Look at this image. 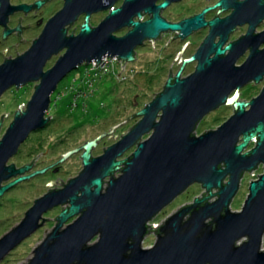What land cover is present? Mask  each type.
I'll use <instances>...</instances> for the list:
<instances>
[{"label": "water", "instance_id": "obj_1", "mask_svg": "<svg viewBox=\"0 0 264 264\" xmlns=\"http://www.w3.org/2000/svg\"><path fill=\"white\" fill-rule=\"evenodd\" d=\"M45 1L11 5L10 0H0V25L7 26L15 11L28 12ZM117 1L64 0L31 46L0 64V97L14 85L39 81L26 109L20 105L0 138V196L49 167L3 184L27 172L40 156L19 168L8 164L32 132L49 124L51 116L45 114L51 94L68 73L84 63L96 61L98 65L108 55L116 56L123 68L134 61L138 45L162 31L180 30L181 36H187L205 25L210 31L196 52L183 60L175 77L170 69L163 90L132 115L141 116L140 120L101 155L92 157L91 151L104 134L65 152L56 163L83 148V168L65 184L60 178L49 181L47 186L64 185L35 199L22 221L0 236V262L44 224L46 211L68 203L55 217L56 225L22 264H264V171L249 182L241 210L231 208L243 174L261 163L264 168V86L249 101L237 99L242 86L264 78V47L260 48L264 29L255 32L264 20V0H220L214 7H232L228 16L204 21L209 7L177 23L160 15L162 8L176 0L160 4L157 0H123L114 7ZM108 9L109 14L91 27V14ZM143 11L151 14L144 21ZM81 14L85 17L80 31L68 35L67 26ZM245 23L247 32L222 47L229 33ZM124 27L131 29L117 36L115 32ZM217 35L220 39L214 42ZM63 49L64 54L44 70L48 60ZM247 49V58L237 65ZM193 60L198 61L195 70L181 77L184 65ZM223 104L233 105L234 113L217 128L196 134L198 122ZM120 123L110 128V136L116 138L111 132ZM251 141L255 145L242 153ZM133 146L129 156L119 158ZM193 183L202 184L206 195L172 212L159 227L153 245L143 246L149 229L154 228L150 221Z\"/></svg>", "mask_w": 264, "mask_h": 264}, {"label": "rangeland", "instance_id": "obj_2", "mask_svg": "<svg viewBox=\"0 0 264 264\" xmlns=\"http://www.w3.org/2000/svg\"><path fill=\"white\" fill-rule=\"evenodd\" d=\"M120 2L121 0H118L115 6L119 5ZM63 3V0H48V2L39 7L37 12L32 13L30 18L24 17L21 19L15 16L12 22L14 25H17V21L20 18L21 23L30 24V27L23 34V41L19 42L12 38H9L7 42H2L0 31V63L4 60L3 55L15 57L17 53H23L27 50L33 39L39 36L43 24L62 8ZM190 3L194 4V0H191ZM202 6H192L188 10L184 9L181 11V4L176 3L166 9L172 13L174 19H179L200 10ZM107 12L109 11H98L93 14L91 20L98 25L107 15ZM41 19L42 23H40ZM82 22V18L75 21L70 27V31H77ZM123 29L126 30L127 27ZM123 29L115 32V34L122 33ZM263 29L264 20L257 27L259 31ZM245 31L246 26H241L234 32L233 38ZM204 36V32H197L193 37L190 36L189 40L186 39L187 41L185 42L188 43L186 47V52L188 50V53L186 55L196 50ZM169 40L170 38L168 41L166 38L154 46L153 42L150 45H138V61L135 63L133 61L128 62L124 69H122L121 61L117 58L116 60L111 59L106 67H94L92 65V69L88 73L87 68L91 67V64L87 65L85 63L71 71L52 93V102L47 112V115L51 116L49 124L43 129L32 132L26 142L19 147V152L8 160V164L15 163L18 167L25 164L28 165L33 161V158L40 154L27 172L38 170L42 166L52 165L68 150L83 146L87 140H91L106 127H108L109 132L110 128L141 110L163 90L168 77H170V69L174 76L180 69V65H182L180 61L181 53H179L181 52L182 43L180 42L176 46V44H169ZM178 54L179 56L176 59ZM58 57V54L53 55L45 67L52 66ZM242 59H239V63ZM193 70L194 65L192 64L188 65L184 71L189 74ZM38 83L39 81H33L19 88L11 87L0 98V119L3 114L7 113L3 115L4 118L2 116L4 126L2 125L0 129V138L5 133V127L8 125L13 113L26 107L27 101L31 99L34 93V86ZM263 86L264 78L257 83L250 82L240 88L237 99L241 97L245 98V100L253 98L259 94ZM20 105H22L21 108ZM233 113V105L223 104L219 106L205 115L199 122L196 127V134L217 128ZM140 118L141 116L135 115L127 119L123 124L120 123L121 125L111 132V134L117 135L116 138L108 134V138H104L99 147L93 149L94 153H101L103 146L107 144L109 146L120 139V135L127 133ZM147 137L148 134L144 135L143 139ZM134 149L132 147L127 150L121 158L129 156ZM82 151L83 148H80L64 162L58 163V170H48L47 172L45 171V174L35 175L18 183L0 196V236L22 221L25 213L33 206L35 199L43 196L50 189L60 188L64 185L62 182H56L47 186L46 184L49 181H58V178H60L65 183L81 171L83 168L80 157ZM263 171V166H260L254 171L245 172L241 180V186L231 202L232 210H241L248 195L249 182L257 178ZM117 174H120V171ZM216 190L213 189V192H216ZM204 192L205 188L200 183L191 184L150 221L151 225L157 226L161 224L172 212L195 197L203 195ZM215 198L212 197L211 200ZM62 208L64 206L58 205L46 211L43 215L48 219L45 220L41 228L25 238L0 264H22L27 262L33 255V249L44 239L48 231L55 226V217L58 216ZM155 239L156 235L151 232L145 237L143 246H151ZM262 245L264 246V237Z\"/></svg>", "mask_w": 264, "mask_h": 264}, {"label": "flooded vegetation", "instance_id": "obj_3", "mask_svg": "<svg viewBox=\"0 0 264 264\" xmlns=\"http://www.w3.org/2000/svg\"><path fill=\"white\" fill-rule=\"evenodd\" d=\"M37 0H29V1H27V0H24V1H13V0H10V3H11V5H20V4H28V5H31V4H34L35 2H36ZM164 0H157L156 1V4H160L161 2H163ZM218 1H220V0H194V4H191L190 2H191V0H176V1H171L170 3H169V5L168 6H170V5H172V4H181V6H182V10L181 11H183L184 9L186 10H188L190 7H192V6H195V7H197V6H199V5H203L202 7H201V9L200 10H198V11H196V12H193V13H191V14H189V15H187V16H183V17H181V18H179V19H174V17H172V13H170V11H167V7H165V8H162L161 10H160V15H161V17L162 18H164L166 21H168V22H171V23H177V22H180V21H182V20H184V19H187V18H192V17H194V16H196V15H198V14H200V13H202V11L204 10V9H206V8H209V7H212L211 9H209L207 12H205L204 13V15H203V19H204V21H210V20H212V19H214V18H224V17H226V16H228L229 14H231L232 12H233V8L232 7H230V8H227V9H225L223 6H217V7H214L215 6V4L218 2ZM235 1H243V0H235ZM46 2H48V0H46L43 4H45ZM63 2H64V0H63ZM187 2V3H186ZM122 3H123V0H121V2H120V4L119 5H117V6H115L114 5V7H118V6H121L122 5ZM64 4V3H63ZM39 8H32L30 11H28V12H26V11H24V10H17V11H15L14 13H12L11 15H9V17H8V21H7V26H5V25H0V31H1V41L2 42H7L8 41V39L9 38H12V39H16L17 40V42H19V41H21L22 39H24L23 38V34L28 30V27H30V24H23V23H21V19H23L24 17H27V18H30L31 17V15H32V13H34V12H37V10H38ZM107 11H109L110 12V9H108ZM109 12H107V14H109ZM168 13V15H167V13ZM94 14V13H93ZM93 14H91V16H90V26L91 27H95L96 26V24H94L93 23V21L91 20V18H92V16H93ZM15 16H18V17H20L19 19H18V21H17V25H14L12 22L14 21V17ZM151 16V14H149V13H146V12H144L143 11V21L144 20H146V19H148L149 17ZM84 17H85V14H81V15H79V17L75 20V21H77L78 19H83V22H84ZM135 19H138L137 17H135ZM47 21H48V19H47ZM46 21V22H47ZM75 21L73 22V23H71V24H69L68 26H67V29H68V35H70V34H72V33H74V34H77L79 31H80V29H81V25H82V23H81V25H80V27H79V29L77 30V31H74V30H72V31H70V27L75 23ZM46 22L43 24V27L45 26V24H46ZM40 23H42V19H41V21H40ZM20 27V29H16L17 27ZM241 26H246V31L244 32V33H242V34H240L239 36H237V37H234L233 38V34H234V32L238 29V28H240ZM43 27H42V29H43ZM258 27V26H257ZM42 29H41V31H42ZM131 29V27H127V29L126 30H124V31H122V33L120 32V34H116L117 36H122V35H124V34H126L129 30ZM247 29H248V23H245V24H242V25H237L230 33H229V36H228V39H227V41L223 44V46L222 47H225L227 44H229L230 42H233V41H235V40H237V39H239L241 36H243L246 32H247ZM9 31V33L8 34H6L5 35V31ZM41 31H40V33H41ZM209 31H210V26L209 25H205V26H202V27H200V28H198V29H196V30H193L189 35H187V36H181L180 34L182 33L180 30H175V31H172V30H167V31H162L161 33H160V35L157 37V38H155V39H153V40H149V39H146V40H144L143 41V43H142V45H150L152 42H154V43H152V44H158V43H161L162 42V40H164V39H166L167 38V41H168V39L170 38L171 40L169 41V44H176V46L181 42L182 43V48L180 49L181 50V57H182V61H181V64H183V60L184 59H186V58H189V57H191L195 52H196V50L199 48V46L201 45V43L204 41V39L206 38V36L208 35V33H209ZM260 31H262V30H260ZM259 30H257V28H256V30H255V32H260ZM197 32H204L205 33V36H204V38H203V40H202V42L199 44V46L196 48V50L194 51V52H192V53H190L189 55H186V53H188V50H187V52H186V47H187V43L185 42V41H187L186 39H188L189 40V38H190V36H192L193 37V35L195 34V33H197ZM171 33V34H170ZM166 35H168V36H166ZM2 36H4V37H2ZM36 39V38H35ZM219 39H220V36L219 35H217V36H215V38H214V42H218L219 41ZM33 41H34V39H33ZM32 41V42H33ZM166 41V42H167ZM32 44V43H31ZM31 46V45H30ZM139 46H141V45H139ZM139 46H137V47H139ZM137 47L134 49V56H135V59H134V63L135 62H137L138 61V56H137ZM264 47V44H262L261 46H260V48H263ZM156 48V47H155ZM26 51V50H25ZM24 51V52H25ZM66 51V49H63V50H61L59 53H58V55L60 56V55H62V54H64V52ZM228 52V51H227ZM19 54H22V53H17L16 55H15V57L16 56H18ZM248 54H249V49H247L246 51H245V53L239 58V59H242L243 57V59L240 61V63H239V59L237 60V62H236V64L237 65H240V64H242L244 61H245V59L247 58V56H248ZM183 55V56H182ZM4 56V60H6L7 58H14V56H8L7 57V55L5 56V55H3ZM3 60V61H4ZM2 61V62H3ZM1 62V63H2ZM132 62V61H131ZM197 60H193V61H190V62H187L185 65H184V69H183V71H182V73H181V77H185V76H187V75H189L190 73H192L194 70H195V67H196V65H197ZM0 63V64H1ZM127 63L128 62H126L125 63V65H127ZM54 64V63H53ZM194 65V70L192 71V72H190L189 74H186L185 73V68L188 66V65ZM182 65H180V67H181ZM51 67V66H50ZM50 67H48V68H50ZM179 67V68H180ZM48 68H44V70H46V69H48ZM71 73V72H70ZM70 73H68V75L70 74ZM185 73V74H184ZM67 75V76H68ZM176 75V74H175ZM175 75L173 76V75H171L172 77H175ZM169 78V77H168ZM31 82H33V81H30V82H28V83H26L25 85H28V84H30ZM250 82H253V83H256L254 80L253 81H250ZM250 82H248V83H250ZM247 83V84H248ZM23 86V85H22ZM12 87H16L15 85L14 86H12ZM58 87V86H57ZM243 87V86H242ZM11 88V87H10ZM16 88H19V87H16ZM9 90V89H8ZM240 90V89H239ZM6 92V91H5ZM4 92V93H5ZM3 93V94H4ZM160 93V92H159ZM234 92H232V94H233ZM3 94L1 95V97L3 96ZM231 94V95H232ZM0 97V98H1ZM251 99V98H250ZM250 99H246L245 100V98H240V99H238V100H244V101H249ZM51 102H52V94H51ZM27 103H28V101H27ZM51 104V103H50ZM26 106H27V104H26ZM26 109V107L24 108V109H22V110H25ZM17 111V110H16ZM235 111V110H234ZM47 112H48V110H47ZM47 112H46V114H45V116L47 117L48 115H47ZM14 114L15 113H13V115H12V117L9 119V123H8V125L5 127V131H6V129L8 128V126H9V124L13 121V119H14ZM159 114H161V112L159 113ZM207 115V114H206ZM205 117V116H204ZM203 117V118H204ZM3 118H4V116H3ZM202 118V119H203ZM201 119V120H202ZM200 120V121H201ZM3 121H4V119H2V117H1V122H0V129L2 128V125L4 124L3 123ZM51 121V120H50ZM199 121V122H200ZM199 122H198V124H199ZM198 124H197V126H198ZM4 126V125H3ZM196 126V127H197ZM35 132V131H34ZM195 133H196V129H195ZM101 134H104L98 141H97V145L95 146V147H93L92 148V151H91V156L93 157V156H98V155H101L103 152H104V150L108 147V144L107 145H105V146H103V148H102V151H101V153H99V154H95L94 153V151H93V149L94 148H96V147H99V145L101 144V142L103 141V139L104 138H108V127H106V128H104V129H102L96 136H94L92 139H95L96 137H98V136H100ZM199 135V134H198ZM120 136H122V134L120 135ZM119 136V137H120ZM29 137H30V135H29ZM28 137V138H29ZM144 137V136H143ZM91 139V140H92ZM143 139V138H142ZM90 140V139H89ZM89 140H87V141H89ZM26 142V141H25ZM24 142V143H25ZM23 144V143H22ZM22 144H21V146H22ZM255 145V141H251L250 142V144H249V146L247 147V148H245L243 151H242V153L243 152H246L247 150H249L250 148H252L253 146ZM20 146V147H21ZM134 148H135V146H133ZM19 150H20V148H19ZM19 152V151H18ZM83 152V151H82ZM81 152V153H82ZM81 155V154H80ZM121 158V157H120ZM82 159V158H81ZM26 165V164H25ZM24 166V165H23ZM49 166V167H48ZM260 166H263V164L261 163V164H259V166L258 167H260ZM16 167L17 168H19V167H22V166H17L16 165ZM43 167H48L47 168V170H46V172L48 171V170H53V171H56V170H58V168H59V164L57 163V164H55L54 166H50V165H46V166H42L41 168H43ZM257 167V168H258ZM41 168H39V169H41ZM35 170H37V169H35ZM34 170H32V171H30V172H25V173H22V174H19V175H17V176H15V177H12L11 179H9L8 181H6V182H3V184H6V183H8V182H10V181H12V180H14L15 178H17V177H19V176H21V175H26V174H29V173H31V172H33ZM254 171V170H253ZM46 172H44V174L46 173ZM247 172V171H246ZM245 174V173H244ZM243 174V175H244ZM117 175H119V174H117V172H116V176ZM68 181V180H67ZM107 182H108V178H106L105 179V181H104V187H106L107 186ZM66 183V182H65ZM64 183V184H65ZM202 185V184H201ZM240 186H241V184H240ZM61 188V187H60ZM248 188H249V185H248ZM217 191V190H216ZM248 191H249V189H248ZM204 195H206V191L204 192V194L203 195H200V196H198V197H202V196H204ZM213 197H217L216 195H214ZM195 198H197V197H195ZM195 198L193 199V200H191L190 202H187L186 204H184V205H182V206H185V205H188V204H190V203H193L194 202V200H195ZM212 198V197H211ZM61 206H64V207H67V206H69V204L68 203H66V204H64V205H61ZM168 205H166L164 208H166ZM181 206V207H182ZM163 208V209H164ZM180 208V207H179ZM63 209V208H62ZM61 209V210H62ZM162 209V210H163ZM60 210V211H61ZM161 210V211H162ZM160 211V212H161ZM158 215V214H157ZM43 217H44V215H43ZM57 218V217H56ZM75 217H73V219H74ZM72 219V220H73ZM72 220H69V221H67V223H69V222H71ZM56 222H57V220H56ZM165 221H163L161 224H159V225H157V226H153L154 228H150L149 229V233L148 234H150L151 232H154V234L156 235V238H157V235H158V233H159V227L164 223ZM39 223H42V219L39 221ZM66 223V224H67ZM55 225H56V223H55ZM41 228V227H40ZM39 229V228H38ZM37 229V230H38ZM49 232V231H48ZM147 236V235H146ZM156 240V239H155ZM155 242V241H154ZM153 245V244H152Z\"/></svg>", "mask_w": 264, "mask_h": 264}, {"label": "built area", "instance_id": "obj_4", "mask_svg": "<svg viewBox=\"0 0 264 264\" xmlns=\"http://www.w3.org/2000/svg\"><path fill=\"white\" fill-rule=\"evenodd\" d=\"M111 59H117V57L116 56H113V57H111V56H104L103 58H102V60H101V62L98 64V65H96V61H92L90 64H91V67H88L87 68V73L88 72H90V70L92 69V65L94 66V67H96V66H104V67H106V65L108 64L109 65V61H111ZM125 67V66H124ZM124 67L122 68V69H124Z\"/></svg>", "mask_w": 264, "mask_h": 264}, {"label": "trees", "instance_id": "obj_5", "mask_svg": "<svg viewBox=\"0 0 264 264\" xmlns=\"http://www.w3.org/2000/svg\"><path fill=\"white\" fill-rule=\"evenodd\" d=\"M158 94H159V93H158ZM158 94H157V95H158ZM157 95H156V96H157Z\"/></svg>", "mask_w": 264, "mask_h": 264}]
</instances>
